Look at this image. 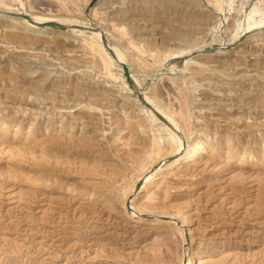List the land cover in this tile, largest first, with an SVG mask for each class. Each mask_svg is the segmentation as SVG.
<instances>
[{"label": "rangeland", "instance_id": "rangeland-1", "mask_svg": "<svg viewBox=\"0 0 264 264\" xmlns=\"http://www.w3.org/2000/svg\"><path fill=\"white\" fill-rule=\"evenodd\" d=\"M2 8L61 18L65 30H104L138 87L178 122L182 142L217 149L215 161L180 167L136 197L149 214L134 221L124 205L134 174L112 172L130 148L145 149L143 138L167 133L87 32L35 34L0 18V123L9 122L0 138V264H181L184 241L159 217L167 214L191 228L192 264H264V178H241L235 167L245 152L264 170V40L251 39L264 31V0H0ZM245 47L252 55L238 53Z\"/></svg>", "mask_w": 264, "mask_h": 264}, {"label": "bare ground", "instance_id": "bare-ground-1", "mask_svg": "<svg viewBox=\"0 0 264 264\" xmlns=\"http://www.w3.org/2000/svg\"><path fill=\"white\" fill-rule=\"evenodd\" d=\"M21 2V1H20ZM24 2V1H23ZM166 2V1H165ZM19 3V2H18ZM22 4V3H21ZM6 9V8H4ZM26 11V10H25ZM25 15V16H24ZM183 16V15H182ZM0 18L1 19H9L11 20L12 22L16 23L17 22H20L21 26L20 28H24V29H28V30H33V32L35 34H43V35H54L53 33H55V35H62V36H72L74 34H85L86 32L94 39L96 45L98 46V49L101 53L104 54V61H105V66L106 68H109L110 66H115L116 67V70L118 71L120 77H121V80L123 81V84L125 86V88L127 89V94L129 97H131L133 99V101L140 107V111L141 112H144L146 113L151 122L156 124L158 126V130L160 132H166L167 135L165 137H163L161 134L158 136H155V135H152V138H143V140H141L140 144L143 148L142 151H139L138 149H134V148H130L129 149V152H127V156H125L124 158V165L123 166H119V170H116L115 172H112V175L114 176H120V177H126V173L128 170H130L133 174H134V180H132L131 183L127 184L125 189H126V192H125V199H124V205H126L127 203V206H126V213L129 217L135 219L134 221H137V222H140V221H145L144 220V217L146 215L149 214L145 212H142L143 210H145V207H136V205L134 204L136 201H135V198L138 197L139 195L141 194H144V193H149L150 191H152L153 189H155L159 183H160V180L162 178H166V177H170L171 175L175 174L176 171L178 170V168L180 167H185V166H192L194 164H196L197 162H199L198 160L200 159H205V162H210V161H215L214 160V157H212V153L217 149L215 148V145H212V147H210L206 141L200 139V140H197V141H194V140H190L187 136V140H186V144H184L181 140V137H178V133L176 134V129H180V125L178 124V122L172 118L170 115H168L164 109H162V107L158 104L155 103V99L152 98V96H149V94H147L145 91H143L141 88H139L138 86V80L135 76V73L132 72L130 66L127 64L126 62V59H125V56L122 52L118 51L117 50V47H115L111 42H110V39L108 37V33L105 34L106 36V41H107V44L108 46L113 50L114 54H115V58L112 57L110 55V53H108L105 45H104V42L102 41V32L104 33V30H101V31H98V30H94V31H85L83 29H73V30H65V29H59V28H54V27H50L48 26V23H51V22H55V23H59V24H66V21L64 20H61V18H55V17H49V16H38V15H32L30 13L27 12H23L21 11L20 8H17V9H10V10H3L0 9ZM63 18V17H62ZM168 19V18H167ZM259 19V18H258ZM251 21V20H250ZM256 21V20H255ZM253 22V21H252ZM256 23V22H255ZM254 23V25H255ZM258 23V21H257ZM251 24V23H250ZM249 24V26H251ZM73 25H78V24H73ZM82 26V25H81ZM89 26V25H88ZM86 27V25H85ZM13 28V27H12ZM68 28V27H67ZM99 29V28H97ZM100 30V29H99ZM101 32V33H100ZM33 33V34H34ZM9 34V33H8ZM17 34V33H16ZM87 34V35H88ZM181 35V34H180ZM239 35V34H238ZM26 36V35H25ZM27 37V36H26ZM33 37V36H31ZM11 38V37H10ZM41 38V37H39ZM252 40L254 41H258V40H264V31L262 30H258L254 33H252ZM12 41V40H11ZM26 42V41H25ZM253 42V41H252ZM28 43V42H27ZM258 43V42H257ZM29 44V43H28ZM39 44V43H38ZM255 44V43H254ZM30 45V44H29ZM48 45V44H47ZM251 45V44H250ZM247 46V45H246ZM253 46V45H252ZM51 47V46H50ZM49 47V48H50ZM249 47V46H248ZM248 47H245V48H241V51L238 52V53H241V54H246L247 52H250L251 50L248 48ZM23 48V47H22ZM248 48V49H247ZM25 50V49H24ZM30 50V49H29ZM31 51V50H30ZM262 51V50H261ZM256 52V51H254ZM251 53V52H250ZM253 53V51H252ZM251 53V55H252ZM218 54V53H217ZM224 54V53H223ZM62 55V54H61ZM248 55V53H247ZM256 55V54H254ZM244 56V55H243ZM29 57V56H28ZM242 57V56H241ZM102 58V57H101ZM237 58V57H236ZM245 58V57H244ZM172 59V58H170ZM200 59V58H199ZM254 59V58H253ZM253 59H249V61H252ZM52 60V59H51ZM192 60H195L192 58ZM257 60V59H256ZM188 61V60H187ZM233 61V60H232ZM197 62V61H196ZM194 62L196 65H199L198 63ZM199 62V61H198ZM205 62V61H203ZM203 62H201L203 64ZM226 62V61H225ZM236 62V61H235ZM258 62V61H257ZM126 64L128 66V69H129V74H130V77L133 81V85L136 87V89L134 90V88H130L127 80H126V77L124 76V70H123V67H122V64ZM190 63V61H189ZM200 63V62H199ZM200 63V65H201ZM234 63V62H233ZM193 64V63H192ZM190 64V65H192ZM206 64V63H204ZM231 64V63H230ZM229 63L227 65H230ZM256 62L253 61L251 64H249L250 68L253 67L255 69V66H256ZM260 64V63H259ZM258 64V65H259ZM169 65V64H168ZM171 65V64H170ZM168 67L169 70H171L173 68V66H170ZM212 64H210L211 66ZM239 65V64H238ZM236 65V66H238ZM175 66V65H174ZM244 66V65H243ZM25 67V66H24ZM165 67V66H164ZM197 67V66H196ZM205 68H208L207 65L205 66ZM247 67V66H246ZM28 68V67H26ZM165 69V68H164ZM199 69H202V66L200 68L199 66ZM198 69L197 73L200 71ZM211 69V68H210ZM252 69V68H251ZM162 71V70H161ZM195 71V70H194ZM206 71V69H205ZM210 71V70H209ZM212 71V70H211ZM239 71V70H238ZM193 72V71H192ZM196 72V71H195ZM202 72V71H201ZM214 72V71H213ZM117 73V74H118ZM162 73V72H160ZM211 73V72H210ZM209 73V75H210ZM246 73V72H245ZM109 74H111L109 72ZM200 74V72H199ZM208 74V73H207ZM242 74V73H241ZM115 75V74H114ZM206 75V74H205ZM213 75V74H212ZM220 76V75H219ZM245 76V75H244ZM242 77V76H241ZM243 78V77H242ZM256 81V80H255ZM224 82V81H222ZM251 82V81H250ZM203 86V85H202ZM225 86V85H224ZM229 86V85H228ZM227 86V87H228ZM206 88V87H205ZM208 88V87H207ZM229 88V87H228ZM230 91V89H229ZM136 92H139L141 95H142V98H139L138 97V94H136ZM60 93V92H59ZM217 93V92H216ZM62 94V93H61ZM207 95V94H206ZM236 95V94H235ZM250 95V94H249ZM258 96V95H257ZM225 97V96H224ZM47 98V97H45ZM62 98V97H61ZM65 99V98H64ZM67 99V98H66ZM97 99H100V98H97ZM104 99V98H103ZM210 99V98H209ZM232 99V102H234V98H230ZM237 99V98H236ZM239 99V98H238ZM54 100V99H53ZM106 100V99H104ZM204 100V99H203ZM215 100V99H214ZM261 100V99H260ZM39 101V100H38ZM62 101V100H61ZM108 101V100H107ZM132 101V102H133ZM147 102L149 103L150 105H152L154 107V109L156 110L157 114L154 113V111H152L151 109H148L144 106V103L143 102ZM220 101V100H219ZM242 101V99H241ZM64 102V101H63ZM61 102V103H63ZM67 102V101H66ZM64 102V103H66ZM124 102V101H123ZM238 102V101H237ZM252 102V101H251ZM250 102V103H251ZM63 103V104H64ZM126 103V101H125ZM128 103V101H127ZM231 103V102H230ZM240 103V102H239ZM238 103V104H239ZM69 104V103H68ZM67 104V105H68ZM102 104V103H101ZM118 104V103H117ZM122 106H124L125 104L121 103ZM130 104V103H128ZM242 104V103H240ZM39 105V104H38ZM83 106V103L80 104ZM120 105V104H119ZM127 105V104H126ZM21 106V105H20ZM25 106V105H24ZM41 106V105H40ZM50 106V105H49ZM75 106V105H74ZM79 106V105H77ZM77 106L75 108H77ZM104 106V105H103ZM128 106V105H127ZM237 106V105H236ZM43 107V106H42ZM55 107V106H54ZM81 107V106H80ZM228 107V106H227ZM226 108H223L224 110L227 109ZM246 107V106H245ZM48 108V107H46ZM83 108V107H82ZM88 108V107H86ZM105 108V107H104ZM122 108V107H121ZM53 109V108H52ZM63 109V108H62ZM66 109V108H65ZM71 109V108H70ZM74 109V107H73ZM79 109V108H78ZM100 109V108H99ZM102 109V108H101ZM85 110V108H84ZM89 110V109H88ZM96 110V109H95ZM103 110H106V109H103ZM102 110V111H103ZM122 110V109H121ZM124 110V109H123ZM233 109L231 108L228 112V115L229 113L233 112L232 111ZM252 110V109H251ZM65 111V110H64ZM72 111V110H71ZM70 111V112H71ZM75 111V110H74ZM81 111V110H80ZM94 111V110H92ZM100 111V110H99ZM54 112V111H53ZM69 112V111H68ZM178 113H179V110H178ZM38 114V113H37ZM57 114V113H56ZM61 114V113H60ZM103 114V113H102ZM237 114V113H236ZM234 114V115H236ZM94 115V114H93ZM125 115H126V112H125ZM180 115V114H179ZM227 115V114H226ZM231 115V114H230ZM242 115V114H241ZM55 116V114H54ZM64 116V115H63ZM92 116V115H91ZM128 116V115H127ZM232 116V115H231ZM240 116V115H238ZM57 117V116H56ZM87 117V116H86ZM90 117V116H89ZM101 117V116H100ZM237 117V115L235 116ZM37 118V116H36ZM68 118V117H67ZM93 118V117H92ZM97 118V117H96ZM110 118V117H109ZM197 118V117H196ZM70 119V118H69ZM80 119V118H79ZM77 119V120H79ZM82 119V118H81ZM86 119V118H85ZM99 119V118H97ZM102 119V118H101ZM120 119V118H119ZM118 119V120H119ZM199 119V118H198ZM232 119V118H231ZM234 119V118H233ZM52 120V119H51ZM104 120V119H103ZM182 120V119H181ZM238 122L239 121H242L241 119H236ZM50 121V119H49ZM56 121V120H55ZM100 121V120H99ZM108 121V120H107ZM226 121V120H225ZM72 122V121H70ZM230 122V121H229ZM247 122V121H246ZM246 122H243L244 124H249V123H246ZM250 122V121H248ZM69 123V122H68ZM75 123V122H74ZM73 123V124H74ZM185 123V122H184ZM237 123V122H236ZM242 123V124H243ZM154 124L152 126H154ZM238 124V123H237ZM243 124V125H244ZM241 125V124H240ZM175 126V127H174ZM246 126H249V125H246ZM244 126V127H246ZM171 127V129H170ZM173 127V128H172ZM71 132H72V129H73V125L71 124ZM235 128V127H234ZM247 128V127H246ZM9 129V122L5 121L3 123H0V138H5L6 137V131ZM242 129V127H241ZM16 132L19 130L18 127H16ZM204 130V129H203ZM69 131V132H70ZM202 131V130H201ZM205 132H207L206 130H204ZM202 131V133L204 132ZM244 131V129H243ZM68 132V133H69ZM65 137L66 139H70V140H74L76 141L77 138H74V136L71 134ZM178 132V131H177ZM200 132V130H199ZM33 132H32V129H29L28 131V136H25L26 139L29 137V135H31ZM67 133V134H68ZM254 133V132H253ZM47 134V133H46ZM154 134V133H153ZM206 134V133H205ZM228 135V133H227ZM14 136V135H13ZM80 137V136H79ZM30 138V137H29ZM47 138V137H45ZM223 138V137H222ZM25 139V140H26ZM52 139H55V140H59L61 141V138L60 136L58 137H54ZM225 139H228V138H225ZM24 140V139H23ZM24 140V141H25ZM28 140V139H27ZM81 140V139H80ZM23 141V142H24ZM63 141V139H62ZM67 141V140H66ZM221 141V140H220ZM14 142V141H13ZM32 142V141H31ZM65 142V141H63ZM70 142V144H72L71 141H68ZM78 142V141H77ZM231 142V141H230ZM30 143V142H29ZM75 143V142H74ZM219 143V142H218ZM27 144V143H26ZM23 143L22 144H17V145H9L7 146V148H3L5 150H8L9 152H11L13 149H28L29 147ZM64 144V143H63ZM210 144V143H209ZM29 145V144H28ZM68 145V144H67ZM226 145V143H225ZM231 145V144H229ZM228 145V146H229ZM30 146V145H29ZM35 146V145H34ZM33 146V147H34ZM218 146V145H217ZM221 146V145H220ZM5 147V146H4ZM36 147V146H35ZM141 147V148H142ZM231 147V146H230ZM248 147V146H247ZM43 148V147H42ZM39 149V148H38ZM264 149V147H263ZM43 150V149H42ZM41 150V151H42ZM228 150V149H227ZM40 151V153H41ZM251 151V150H250ZM255 151V150H254ZM264 151V150H263ZM226 152V150H225ZM249 152V151H248ZM209 153V155H208ZM230 152H228L229 154ZM261 153V152H260ZM211 154V155H210ZM216 154V153H215ZM243 156L241 157V159H239V163H237L235 165V167H238L239 171H238V176L239 177H244V176H247V178H252V179H255V178H264V170H260L261 167H258L257 165H260L259 163H255L252 161V159H248V155L244 153H242ZM262 154V153H261ZM249 156H253V155H249ZM262 156V155H261ZM264 156V155H263ZM206 157H208L206 159ZM229 157H232L231 156H228ZM262 159V158H261ZM217 160V159H216ZM202 161V160H201ZM251 161V162H249ZM204 162V163H205ZM249 163H251V166H249ZM203 164V163H202ZM264 164V163H263ZM204 165V164H203ZM144 181V182H143ZM41 180L40 178L36 179L34 181V183H38V184H41L40 183ZM43 182V181H42ZM143 182L141 188L139 191H137L140 183ZM39 186V185H38ZM122 186V184L120 185ZM83 195V194H82ZM137 200V199H136ZM129 205V206H128ZM142 205V204H141ZM131 211V213L129 212ZM151 214V213H150ZM153 214V213H152ZM157 213H155V218L157 217L156 215ZM159 217H170V221L173 222V224L177 227L178 231L181 232L180 234L182 235V241H184V258H182L181 260V264H192L193 261H194V256H191L190 253L188 252V250L190 249V244L192 243V237L190 235V232L192 230L190 229H184L183 227L186 226V221L183 220V219H179L177 218L176 215L174 214H167V215H159ZM189 219V218H187ZM153 220V219H152ZM156 220V219H155ZM178 221L179 223H181V226L179 225H176L175 221ZM188 222V221H187ZM173 225V226H174ZM183 244V243H182ZM169 249H171V246L169 247ZM183 249V248H182Z\"/></svg>", "mask_w": 264, "mask_h": 264}, {"label": "water", "instance_id": "water-1", "mask_svg": "<svg viewBox=\"0 0 264 264\" xmlns=\"http://www.w3.org/2000/svg\"><path fill=\"white\" fill-rule=\"evenodd\" d=\"M48 26L54 27V28L56 27V28H59V29H66V25H62V24L55 23V22L48 23ZM73 27L76 28V29H82V27L79 26V25L68 26V28H70V29L73 28ZM102 41L104 42V45H105L108 53H110V55L115 58V54H114L113 50L108 46L107 41H106V37H105L104 34H102ZM122 67H123V70H124V76L126 77V80H127L128 84H129L130 88H132V89L134 88V90H135L136 87L133 85V81H132V79L130 77V74H129L128 66L123 63ZM136 94H138L139 98H142V95L139 92H136ZM143 103H144V106L146 108L151 109L152 111H154V113L157 114L156 110L154 109V107L152 105H150L149 103H147L145 101Z\"/></svg>", "mask_w": 264, "mask_h": 264}]
</instances>
